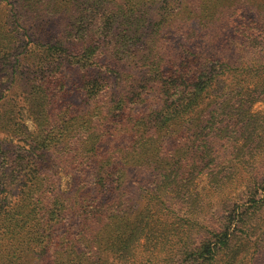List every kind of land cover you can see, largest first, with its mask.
Masks as SVG:
<instances>
[{"label": "trees", "instance_id": "16d2710c", "mask_svg": "<svg viewBox=\"0 0 264 264\" xmlns=\"http://www.w3.org/2000/svg\"><path fill=\"white\" fill-rule=\"evenodd\" d=\"M18 1L0 0V264H258L264 161L234 162L264 0ZM235 173L211 211L197 180Z\"/></svg>", "mask_w": 264, "mask_h": 264}, {"label": "rangeland", "instance_id": "374dc122", "mask_svg": "<svg viewBox=\"0 0 264 264\" xmlns=\"http://www.w3.org/2000/svg\"><path fill=\"white\" fill-rule=\"evenodd\" d=\"M10 1L19 3L18 0ZM241 55L242 56L240 60H243L246 64H254L255 66L253 65L254 67L250 69L251 71L243 70V72H240L241 74L239 73V71H236L235 73L240 74L242 79H245L244 84L248 85L251 89L257 90V95L260 94V96L256 98V101L252 106L251 113L247 114V116L250 115L252 125H254L256 129H244L243 136L241 137L240 143L244 146L242 150L245 151L243 157H247V159L244 160V165H242L239 161H235L234 163L237 164V166L256 168L262 166L264 161V68H259V70H257L256 67L260 65V62L258 61H260L261 59L255 51L254 53L244 52ZM238 70L241 69L238 68ZM7 84L8 80L6 78H0L1 89H3ZM77 100L78 98L76 99V101ZM7 104L11 106L8 107L6 105L4 109L5 111H11L16 115L17 119L22 120L25 125L29 127V129H34V124L32 122L33 120L29 115L30 112L28 111V109L20 110L19 106H16L14 103ZM241 144L238 145L239 148L241 147ZM245 184L246 183L244 182V180L240 177V173L233 174L226 179L225 183H223L221 186H217L216 189L214 188L212 190L209 185V178L207 177V175L201 176L196 182V186H198V188L200 189H203L207 194L212 208L211 211L218 208L219 203L222 201V199H226L228 195L242 193ZM236 188H238V192H236ZM257 228H260V226L258 225ZM263 257L264 251L261 253V259L259 260L260 262L258 261V264L262 263Z\"/></svg>", "mask_w": 264, "mask_h": 264}]
</instances>
